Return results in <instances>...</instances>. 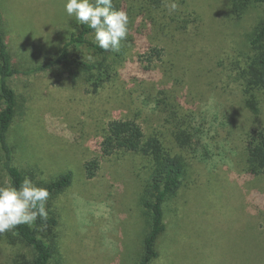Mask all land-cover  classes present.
Segmentation results:
<instances>
[{
    "label": "rangeland",
    "instance_id": "1",
    "mask_svg": "<svg viewBox=\"0 0 264 264\" xmlns=\"http://www.w3.org/2000/svg\"><path fill=\"white\" fill-rule=\"evenodd\" d=\"M178 4L176 11L167 12L168 20L175 26L177 19L191 21L187 32H171L175 36L167 39L161 33L162 39L153 41L166 50L163 70L146 72L137 59L149 41L145 38L132 45L117 79L98 92L85 77L74 78L62 66L11 79L20 102L9 132L16 164L35 183L68 170L75 173L73 185L54 205L60 246L53 264L134 261L129 254L134 255L139 244L137 194L145 164L139 157L105 159L98 175L88 179L84 163L97 155V144L111 120L140 110L147 128L159 125L157 112L148 105L149 91L174 85L189 100L206 96V110L214 117L217 112L221 117L231 111L242 118L251 114L243 101V80L238 79L241 69L237 74L235 66H244L253 53L250 38L264 19V5L249 7L238 20L228 0ZM0 14L15 66L22 72L56 57L78 29L63 0H0ZM70 51L72 56L97 59L86 47ZM250 121L248 129L264 127V108ZM214 153L218 161L206 169V184L183 187L167 210L170 232L163 240V255L153 264H264V214L258 215L264 205L241 168L245 147L235 138ZM15 252L0 238V264H12Z\"/></svg>",
    "mask_w": 264,
    "mask_h": 264
},
{
    "label": "trees",
    "instance_id": "2",
    "mask_svg": "<svg viewBox=\"0 0 264 264\" xmlns=\"http://www.w3.org/2000/svg\"><path fill=\"white\" fill-rule=\"evenodd\" d=\"M228 1L232 14L238 20L249 7L264 5V0ZM113 7L125 10L129 16V34L126 40L121 41L118 52L101 49L94 42L93 30L86 25H78L77 31L71 33L56 57L24 72L15 66L0 14V185L6 183L4 173L7 183L15 186H19L26 177L14 160L15 151L9 139L20 107L18 93L11 81L15 75L62 66L74 78L77 75L85 77L86 82L98 92L117 79L137 40H149L137 58L144 64V71L152 73L159 67L163 70L166 50L153 41L162 39L161 33L167 39L175 36L171 32H187L191 21L177 19L175 26L174 20H168L165 0H113ZM250 40L253 53L244 66H235L237 74L241 69L238 79L243 80V101L251 112L246 118L236 111L223 117L217 112L214 117L206 110V96L193 95L189 100V95L182 96L174 85L164 84L149 91L148 96V105L157 112L158 126L147 128L140 110L138 114L111 120L97 144V155L84 163V175L88 179L98 175L105 159L139 157L145 164L147 172L137 194L142 219L141 228L137 231L139 244L135 254H129L134 257L129 264H153L163 255V240L170 232L167 210L179 198L183 187L206 184V169L218 161L214 159V149H224L235 138L245 147L246 156L239 159L244 175L264 205V127L255 125L248 129L250 120H257L264 108V19L257 22ZM72 47H86L97 59L91 61L72 56ZM225 156L229 158L228 154ZM74 181V171L68 170L53 180L37 182L50 193L46 204L48 218H38L32 226L18 225L0 234L3 241L16 248L12 264L54 263L60 246L57 234L60 222L54 205ZM263 214L264 209L258 211L259 216Z\"/></svg>",
    "mask_w": 264,
    "mask_h": 264
},
{
    "label": "clouds",
    "instance_id": "3",
    "mask_svg": "<svg viewBox=\"0 0 264 264\" xmlns=\"http://www.w3.org/2000/svg\"><path fill=\"white\" fill-rule=\"evenodd\" d=\"M64 10L78 25L94 32V42L104 51L118 52L121 41L129 34V16L123 9L113 7V0H63ZM169 12L178 9V0H165ZM91 59V57H90ZM49 191L25 177L19 186L0 185V234L18 225L32 226L37 219L47 220L46 204Z\"/></svg>",
    "mask_w": 264,
    "mask_h": 264
}]
</instances>
